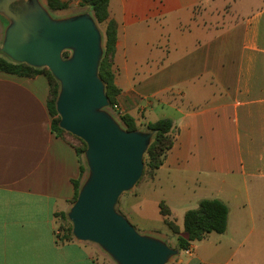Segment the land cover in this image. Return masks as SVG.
<instances>
[{
  "label": "crops",
  "instance_id": "obj_1",
  "mask_svg": "<svg viewBox=\"0 0 264 264\" xmlns=\"http://www.w3.org/2000/svg\"><path fill=\"white\" fill-rule=\"evenodd\" d=\"M108 11L117 23L116 112L138 129L173 122V145L129 190L133 202H163L175 223L177 207L184 217L202 199L228 207L224 232L167 264H264V0H110ZM47 96L43 74L0 71V264H108L98 244L56 234L80 163L53 131ZM160 216L142 233L171 235Z\"/></svg>",
  "mask_w": 264,
  "mask_h": 264
},
{
  "label": "water",
  "instance_id": "obj_2",
  "mask_svg": "<svg viewBox=\"0 0 264 264\" xmlns=\"http://www.w3.org/2000/svg\"><path fill=\"white\" fill-rule=\"evenodd\" d=\"M0 15L8 22L0 51L50 71L59 83V127L86 143L87 172L66 213L73 237L98 244L116 264H167L179 250L140 233L116 208L143 173L153 132L127 130L106 109L98 73L103 34L92 12L54 17L42 0H0Z\"/></svg>",
  "mask_w": 264,
  "mask_h": 264
},
{
  "label": "trees",
  "instance_id": "obj_3",
  "mask_svg": "<svg viewBox=\"0 0 264 264\" xmlns=\"http://www.w3.org/2000/svg\"><path fill=\"white\" fill-rule=\"evenodd\" d=\"M110 0H80L78 5L87 7L93 14L95 21L103 27V54L101 56L98 73L105 86V93L108 97L109 104L112 105L116 102V96L119 93V88L115 84V68H114V53L117 40V23L114 19L110 18L108 5ZM47 6L50 10H65L69 8V2L62 0H46ZM67 55V52H64ZM0 71L14 74L18 76L34 77L38 74H43L48 82V96L47 108L51 116V124L53 131L64 137V134H69L59 127V116L55 108V100L58 95L59 83L45 68H36L26 63H16L9 60L6 56L0 54ZM119 118L127 130H136L138 127L133 118L126 114L119 115ZM173 127V122L170 118H161L154 122H148L144 128L153 132L152 141L149 144L144 154L145 168L153 173L162 163L167 151L173 145V137L170 134ZM78 143H71L77 155L79 156L80 172L79 178L73 181L74 196L72 202L75 200L80 187L81 178L86 171V166L82 162L81 154H83L86 143L74 136ZM160 213L165 217L164 222L168 228L176 234L178 250L187 249L190 244L196 240L205 238L209 233L216 232L222 233L226 229L228 207L227 205L217 198H206L199 201L198 206L194 209H189L185 212L183 217V229L180 230L176 223L169 219L170 211L167 206L161 202L159 204ZM62 221L61 239L73 238L71 233V224L68 221L65 212L57 214ZM67 223V225H66Z\"/></svg>",
  "mask_w": 264,
  "mask_h": 264
},
{
  "label": "rangeland",
  "instance_id": "obj_4",
  "mask_svg": "<svg viewBox=\"0 0 264 264\" xmlns=\"http://www.w3.org/2000/svg\"><path fill=\"white\" fill-rule=\"evenodd\" d=\"M44 2V0H43ZM84 11H90L87 7H81L79 6L78 4H70L69 8H67L65 10V13L66 14H73V13H78V12H84ZM53 16L54 17H58L55 12L53 13ZM7 20L0 15V48L2 46V38H3V33H4V30H5V27L7 25ZM97 23V22H96ZM97 26L102 29V25L101 24H98L97 23ZM102 31V30H101ZM67 52V55H69L70 51H66ZM0 54L3 55V53L0 51ZM46 68V67H45ZM57 81V80H56ZM46 82V81H45ZM58 82V81H57ZM59 91V89H58ZM114 117L115 119L125 128V126L123 125V123L121 122L120 118H119V113H117L112 107L111 105L109 104V106L106 108ZM67 139L69 141H71L72 143H75L77 144L78 143V140L74 137V135H69V134H64ZM81 158H82V162L83 164L86 166L85 162H84V159H83V154H81ZM144 160V158H143ZM86 172H87V166H86V171L84 172V177L86 175ZM148 174H151L149 172V169L145 168V164H144V168H143V173L140 177V179L138 180V185L136 186V189L137 190H140L142 188V178L145 176V175H148ZM132 192L133 191H128V192H124L121 194V196L119 197L118 199V202L116 204V208L117 210L122 214H125L128 213L129 215H135L136 217L139 216V218L141 219V227H136L128 218V220L135 226V228L137 229V231H139L140 233L142 232H145L144 230V227L142 226V224H146V221H149L150 224H157L160 222V213H159V209L158 207H153L151 205V203H149L148 201H143L141 198L137 199L136 202H133L135 199L132 195ZM129 203H131V205L129 206ZM122 211V212H121ZM174 218H175V221L176 223L179 225V226H183V217L181 215V212L179 210V207L176 208L175 210V213H174ZM69 221V220H68ZM61 220L59 218L58 220V223H57V227H59V230L60 232L62 233V224H61ZM70 222V221H69ZM71 224V222H70ZM67 225V223H66ZM171 235H168L166 238H165V241L167 242V244L173 248H176L177 246V240H176V234H174L171 230ZM61 235V234H60ZM60 235H57L59 238H60ZM109 263L108 264H116L111 258H109Z\"/></svg>",
  "mask_w": 264,
  "mask_h": 264
},
{
  "label": "built area",
  "instance_id": "obj_5",
  "mask_svg": "<svg viewBox=\"0 0 264 264\" xmlns=\"http://www.w3.org/2000/svg\"><path fill=\"white\" fill-rule=\"evenodd\" d=\"M111 107H112L115 111L118 109V106H117L116 103L112 104ZM119 114H120V113H119ZM56 234H57V235H60V234H61V232H60V230H59V227L56 228ZM185 250H186V252H189V247H188L187 249H185Z\"/></svg>",
  "mask_w": 264,
  "mask_h": 264
}]
</instances>
